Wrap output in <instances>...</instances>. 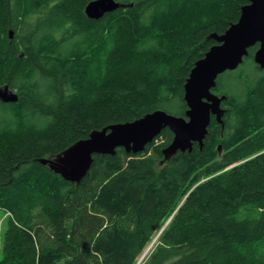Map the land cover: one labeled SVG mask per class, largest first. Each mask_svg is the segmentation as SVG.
Wrapping results in <instances>:
<instances>
[{
  "label": "trees",
  "instance_id": "trees-1",
  "mask_svg": "<svg viewBox=\"0 0 264 264\" xmlns=\"http://www.w3.org/2000/svg\"><path fill=\"white\" fill-rule=\"evenodd\" d=\"M89 1L0 0V88L19 95L0 99V264H264L259 44L218 77L225 126L212 116L202 148L167 159L165 128L95 154L79 184L40 162L148 112L185 117L191 69L250 0H117L98 19Z\"/></svg>",
  "mask_w": 264,
  "mask_h": 264
},
{
  "label": "water",
  "instance_id": "water-1",
  "mask_svg": "<svg viewBox=\"0 0 264 264\" xmlns=\"http://www.w3.org/2000/svg\"><path fill=\"white\" fill-rule=\"evenodd\" d=\"M125 6L117 0H90L85 12L88 17L98 19ZM10 34L13 35L12 32ZM210 37L217 43L195 62L184 85V99L188 105L185 117L161 109L148 112L136 120L94 130L89 137L72 144L58 156L41 158L40 162L64 179L79 184L90 170L95 154L114 155L119 147L127 152H143L165 128L174 134L172 142L164 149L167 159L178 151H192L195 143L202 148L212 116L225 126L223 117L226 110L222 103L227 96L213 92L218 77L238 68L249 49L257 44L259 47L254 59L264 68V0H250L242 6L237 22L224 33H213ZM18 98V93L10 90L9 86L0 88L3 101L16 102ZM218 149L221 151V145Z\"/></svg>",
  "mask_w": 264,
  "mask_h": 264
},
{
  "label": "rangeland",
  "instance_id": "rangeland-1",
  "mask_svg": "<svg viewBox=\"0 0 264 264\" xmlns=\"http://www.w3.org/2000/svg\"><path fill=\"white\" fill-rule=\"evenodd\" d=\"M6 216L7 214H5V212L0 209V249L2 247V243H3V237H4V233L7 227V220H6ZM151 247H149L147 249V251L145 252V254L142 256V259L145 257V255L147 254V252L149 251ZM1 258V256H0Z\"/></svg>",
  "mask_w": 264,
  "mask_h": 264
}]
</instances>
